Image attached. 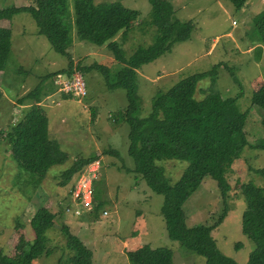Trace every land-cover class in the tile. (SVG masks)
<instances>
[{"label": "rangeland", "instance_id": "374dc122", "mask_svg": "<svg viewBox=\"0 0 264 264\" xmlns=\"http://www.w3.org/2000/svg\"><path fill=\"white\" fill-rule=\"evenodd\" d=\"M115 1L140 13L139 21L135 28L132 26L126 39L123 40L121 34L115 38L126 56H130L154 41L156 28L143 32V26H136L148 19L151 5L148 0H95V3ZM170 1L176 17L182 21L191 20L194 29L190 40L176 45L172 52L138 72L143 116L152 110V98L159 90H167L183 78L215 67L216 83L212 85L210 79L200 81L195 98L201 99L211 90L220 91L225 97L243 93L238 105L248 112L245 132L250 147L225 173L232 186L226 199L228 214L214 230L213 237L226 256L238 264H246L256 244L242 232V215L247 204L241 186L249 182L264 186L263 177L257 173L264 166V150L258 148L264 145V124L262 112L251 105L253 94L264 84V46L259 60L256 46L261 44L252 41L246 29L252 18L264 10V0H248L245 8L239 11L229 0ZM30 3L31 0H0V10ZM66 4L71 16L70 0ZM0 26L10 28L12 43L6 69L0 73V130L9 131L33 105V100H25L22 104L19 100L37 87H41L42 92L49 89V97H43L41 101L48 118L49 138L56 140L69 154L64 165L54 166L44 181L34 187L33 183L24 181V175L28 174L22 172L11 158V146L6 141L0 142V250L16 257L31 243L35 234L30 221L38 209L45 207L56 214L54 227L48 233L53 252L35 264H64L71 255L67 238L61 231L64 225L93 252L94 264H129L126 253L144 244L171 249L173 264H206L204 257L168 237L162 215L164 196L154 193L132 171L134 161L128 153L129 126L115 122L119 111L127 105L126 92L109 90L103 74L89 68L94 63L115 68L117 62L112 53L105 46L78 40L74 29L75 39L70 52L74 64L80 65L87 95L77 98L67 94L66 97L53 84L56 75H48L67 69L69 59L56 53L48 39L38 34L33 17L25 12L14 14L11 19L0 21ZM63 75L68 76L65 71ZM111 149L118 154L110 153ZM79 156L97 158L100 168L92 183V210L75 217L65 214L66 205L73 199L72 190L69 184L61 186L60 181L62 171ZM163 165L167 176L177 181L187 163L168 161ZM90 166L73 182L75 189L78 185V189L83 187L81 180ZM95 201L106 204L96 212ZM224 207L216 181L205 178L184 205L186 223L188 227L211 225ZM237 243L243 245L240 250L235 249Z\"/></svg>", "mask_w": 264, "mask_h": 264}, {"label": "trees", "instance_id": "16d2710c", "mask_svg": "<svg viewBox=\"0 0 264 264\" xmlns=\"http://www.w3.org/2000/svg\"><path fill=\"white\" fill-rule=\"evenodd\" d=\"M148 1L151 5L149 17L136 26H143V32L156 28V35L150 46L138 48L130 56H126L121 43L115 38L121 34L125 40L132 26L135 28V23L139 21L140 13L119 1L96 4L95 0H70L72 15L69 16L67 0H31L29 5L1 9L0 21L9 20L14 14L22 12L33 17L38 34L45 36L52 49L70 62L67 69L48 77L63 71L68 75L74 70L79 71L80 65L74 64L70 52L74 29L78 40L105 46L112 53L117 62L115 68L110 69L98 63L89 68L103 74L109 90L123 89L126 92L127 105L119 111L115 122L117 125L124 123L129 126L128 153L134 161L132 171L154 193L164 196L162 215L168 237L204 257L206 264H238L220 250L213 232L228 214L226 199L232 186L225 173L250 147L245 132L248 112L242 111L238 105L243 93L225 97L220 91L211 90L203 98H195L200 81L210 79L212 85L216 83L218 74L215 67L211 71L183 78L167 90H159L152 98V110L143 116L138 72L143 66L172 52L176 45L190 40L194 29L191 20L182 21L176 17V10L170 0ZM229 1L238 11L245 8L248 2ZM246 33L252 41L261 44L256 46L258 58L261 57L264 10L252 18ZM11 46L10 28L0 26V73L6 69ZM49 92L51 90L42 92V88L37 87L25 95L19 104L33 100V105L9 131L5 133L0 130V142L6 141L11 146V158L22 172L30 176L23 174L26 178L24 181L33 183L34 187L44 181L54 166H62L69 160V154L60 148L56 140L49 138L48 118L41 105L42 94L47 96ZM64 96L68 97L66 94ZM251 105L262 112L264 124V84L253 94ZM258 148L264 150V145ZM110 153L117 155L118 151L111 149ZM96 159L77 157L71 166L62 171L60 185L69 184L73 191V182ZM168 161L187 163L177 181L167 176L163 163ZM257 173L264 179V166ZM205 178L216 181L224 200V210L211 225L188 227L184 205ZM241 188L247 204L242 215V232L256 244L246 264H264V186L249 182ZM104 204L105 201H95V211L102 209ZM55 217L56 214L48 208L38 209L30 221L35 239L16 257L0 250V264H35L40 258L50 256L53 251L49 247L51 240L48 233L54 227ZM61 231L71 251L64 264H94L93 252L81 239L72 234L66 225ZM242 246V243H237L235 249L240 250ZM126 255L129 264H173V251L165 247L152 248L144 244L128 251Z\"/></svg>", "mask_w": 264, "mask_h": 264}, {"label": "built area", "instance_id": "2783aa9c", "mask_svg": "<svg viewBox=\"0 0 264 264\" xmlns=\"http://www.w3.org/2000/svg\"><path fill=\"white\" fill-rule=\"evenodd\" d=\"M53 83L58 88L59 92H63L66 95L72 94L77 98H84L87 95L85 80L77 70H74L68 76H64L63 73L57 74ZM90 165L86 176L81 180L83 187L78 189V185L76 189L72 191V202L65 207V214L67 215L81 217L83 212L88 214V212L92 210L91 189L92 183L95 181L97 172L100 168V162L96 160Z\"/></svg>", "mask_w": 264, "mask_h": 264}, {"label": "crops", "instance_id": "0c3cea01", "mask_svg": "<svg viewBox=\"0 0 264 264\" xmlns=\"http://www.w3.org/2000/svg\"><path fill=\"white\" fill-rule=\"evenodd\" d=\"M74 39H75V37H74ZM249 48H250V49H253L252 47H249ZM250 53H251V52H250ZM261 57H262V56H261ZM261 57H259L258 59L260 60ZM48 95H49V94H47V96H45V94H44V95L42 96V98H43V97L47 98V97H49ZM31 105H32V104H30V105H26V106H25V105H22V106H20V107H21V108H24V107H27V106L29 107V106H31ZM41 105H42V104H41Z\"/></svg>", "mask_w": 264, "mask_h": 264}]
</instances>
